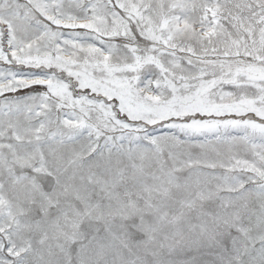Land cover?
I'll return each mask as SVG.
<instances>
[{
    "label": "snow or ice",
    "instance_id": "6c2138e0",
    "mask_svg": "<svg viewBox=\"0 0 264 264\" xmlns=\"http://www.w3.org/2000/svg\"><path fill=\"white\" fill-rule=\"evenodd\" d=\"M0 264H264V0H0Z\"/></svg>",
    "mask_w": 264,
    "mask_h": 264
}]
</instances>
